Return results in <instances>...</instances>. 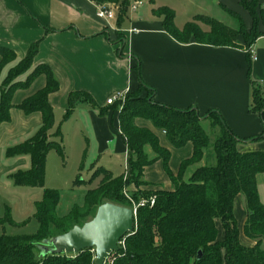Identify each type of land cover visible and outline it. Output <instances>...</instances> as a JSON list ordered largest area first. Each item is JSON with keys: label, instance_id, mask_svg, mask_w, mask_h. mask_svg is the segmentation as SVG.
I'll use <instances>...</instances> for the list:
<instances>
[{"label": "trees", "instance_id": "obj_1", "mask_svg": "<svg viewBox=\"0 0 264 264\" xmlns=\"http://www.w3.org/2000/svg\"><path fill=\"white\" fill-rule=\"evenodd\" d=\"M97 5H118V22L126 16L131 1L138 0H90ZM239 5L251 18L247 30L242 19L234 12L228 13L238 23L237 28L229 27L217 20L194 16L181 29L174 24V11L167 7L153 9L154 14L163 17L165 31L176 41L185 43L191 38L203 44L214 46L240 47L249 58V48L260 36L259 23L264 21V12L258 0H239ZM205 20L209 31H203L196 21ZM243 40V45L238 41ZM36 47L32 46L27 56L7 71L4 86L0 88V124L10 121L12 96L16 90L28 88L39 75H45V86L19 104L18 108L26 115L40 112L42 124L29 138L6 148L7 158L28 156L30 167L17 170L9 175L14 186L43 188L45 180V161L50 150L63 157L62 134L60 127L55 136L50 134L54 125L53 108L48 101L50 94L59 90V83L51 69L41 65L31 69L24 80L19 76L32 67ZM0 74L9 60H15V54L0 47ZM136 69L138 66L136 65ZM250 68L248 67V75ZM143 88V87H142ZM142 89L127 94L126 103L118 113V131L124 138L128 150L127 176L113 177L111 172L96 167L92 177H99L95 187L88 188L82 197V204L74 206L67 214L57 215L60 192L44 189L42 197L34 203V218L37 231L32 235L0 234V264H93L91 249L77 253L40 254L39 247L55 236L68 232L66 225L79 216H85L93 208L112 203L132 208L126 201L124 191L130 185L147 186L143 180L144 168L161 159L168 174L172 189L139 190L141 196L134 195L132 201L154 198L152 206L136 208L133 230L124 236V248L115 251L114 264H264V205L258 195L257 175L264 176V151L241 153L239 143L247 142L235 136L224 124L220 114L215 111L199 115L196 110H178L154 102L151 92L141 96ZM260 89L253 87L250 110L259 113L264 125V99H259ZM152 100V99H151ZM77 102L88 103L97 108L92 97L84 91L68 95L67 108L62 122L70 118ZM119 103H113L110 110L116 111ZM99 108V115L106 113ZM144 118L157 129L165 133L168 142L175 148L187 142L192 144L189 159L181 162L176 175L168 169L169 151L159 146L157 137L149 130L138 128L134 120ZM208 123V124H206ZM206 124L208 130H206ZM215 131L212 139L210 132ZM264 132L249 139H262ZM155 155L150 158L145 147ZM82 165L80 166V168ZM92 180L84 181L77 175L73 187L90 185ZM244 198L247 218L244 234L253 240L252 247L239 242L238 228L233 214V203L237 195ZM81 213V214H80ZM216 220L222 224L224 237L217 240ZM14 224L9 212L0 217V226ZM201 256L198 258V253Z\"/></svg>", "mask_w": 264, "mask_h": 264}, {"label": "crops", "instance_id": "obj_2", "mask_svg": "<svg viewBox=\"0 0 264 264\" xmlns=\"http://www.w3.org/2000/svg\"><path fill=\"white\" fill-rule=\"evenodd\" d=\"M177 3L187 14V22L200 15L237 28L224 22L231 11L239 15L247 30L252 23L239 0H149V5L135 10L129 5L121 23L116 5H97L90 0H0V47L11 50L16 63L27 56L32 46L36 47L32 69L48 66L59 83V90L48 97L54 114L50 134L69 120L79 128L86 127L97 143L92 170L103 168L98 165L102 158L123 157L125 167L116 176L127 174L128 150L118 131V111L110 110L111 105H107L106 100L117 92L127 95L138 89H142L141 96L150 91L152 102L159 105L178 110L192 108L199 115L215 111L235 136L248 140L237 145L239 152L264 151V135L262 139L249 140L264 132L259 113L250 110L253 87L264 91V21L258 25L260 36L249 48L256 55L253 61L250 54L249 58L246 56L243 47L214 46L192 38L185 43L174 40L163 27V17L152 10L159 7L173 10L174 24L181 29L184 25L180 27L176 21ZM258 5L264 12V0H258ZM100 7L112 10L114 17L98 18L96 13ZM215 10H222L227 16L220 20L208 15ZM29 73L18 79L24 80ZM45 84L46 77L42 74L28 88L16 90L11 101L10 121L0 124V191L6 187L5 182L11 180V173L30 167L28 156L7 158L4 152L7 147L31 137L41 126L40 112L26 115L18 106ZM76 91L88 93L97 108L77 102L69 119L56 121L58 112L63 117L68 95ZM99 108L106 109V113L99 115ZM84 113L87 119L81 118ZM134 125L151 131L159 146L169 151L168 169L176 175L181 162L190 158L192 144L173 147L165 133L146 119L136 118ZM145 149L150 158L155 156L148 146ZM106 170L116 177L111 170ZM143 180L147 183L144 189L170 190L173 187L161 159L144 168ZM256 182L257 189L263 187L264 176L257 175ZM233 214L240 244L252 247L255 242L243 230L247 214L241 194L234 200ZM215 224L217 240L221 241L222 224L219 220Z\"/></svg>", "mask_w": 264, "mask_h": 264}, {"label": "rangeland", "instance_id": "obj_3", "mask_svg": "<svg viewBox=\"0 0 264 264\" xmlns=\"http://www.w3.org/2000/svg\"><path fill=\"white\" fill-rule=\"evenodd\" d=\"M145 5H149V0H142V5L138 6L137 8L143 7ZM176 6V21L179 24L178 26L182 27L189 19H187V14L183 11L180 4L177 3ZM116 8L119 9V6L116 5ZM208 15L220 20H222V16H227L224 12H222V10H215ZM224 22L226 24L230 23L235 27L238 26L236 19L232 16L228 17V19ZM196 24L203 30L209 29L203 18H199L196 21ZM239 42L242 44V46H244L242 38H240ZM16 64L17 63L15 60H9L7 65L3 68L0 74V88L4 86V78L7 74V71ZM31 69L32 67L27 72L31 71ZM259 99H264L263 90H260L257 104L260 103ZM125 101L126 98L119 103V106L116 110L118 113L125 105ZM149 101L152 102L151 99H149L148 102ZM55 118L56 121H61L62 113L58 112ZM81 118L87 119L86 113L82 114ZM60 130L62 133L64 156L61 157L56 152V150L53 149L47 153L43 188L18 187L14 186L11 180L5 182L6 187L0 191V202L2 203H0V217H3L6 212H9L14 224H4L3 227L0 226V234L32 235L36 233L37 223L34 218V203L42 197L44 189H53L60 192V202L57 206L56 212L57 215L63 216L67 214L74 206H80L82 204V197L85 191L88 188L95 187L98 184L99 178L92 177L93 170L91 169L92 163L94 162L93 156L97 150V143L94 140L92 133H88L86 127L79 128L76 123L70 120L63 124L60 127ZM206 130H208L207 125ZM52 135L55 136V131H52ZM210 136L212 139L215 138L216 132L211 131ZM81 165L82 167L80 168ZM98 165L111 170L114 176H116L122 172L123 168L125 167V161L123 157H116L112 159L105 157L98 162ZM23 169L25 168L23 167ZM77 175H80L81 179L84 181L92 180L91 184H81L77 187H73V181ZM125 176H127V174ZM143 187L144 186H128V188L124 191L126 201L131 205H135V203L132 201V197L134 195L144 198V196H141L138 192L139 190L143 191ZM258 192L260 200L264 204V186H259ZM241 197L243 198L242 195ZM96 212L97 208H93L89 214L85 216H79L76 220L69 221L66 225V229L83 227L85 224H88L93 220ZM58 246L60 245L58 244ZM115 255L116 253L112 254L113 257H115Z\"/></svg>", "mask_w": 264, "mask_h": 264}, {"label": "water", "instance_id": "obj_4", "mask_svg": "<svg viewBox=\"0 0 264 264\" xmlns=\"http://www.w3.org/2000/svg\"><path fill=\"white\" fill-rule=\"evenodd\" d=\"M134 227L132 209L112 203L98 207L91 222L81 228H72L68 232L55 236L39 247L40 254L77 253L85 249H94V264H102L111 251H117L118 241ZM58 244L60 246H58ZM201 253H198V258Z\"/></svg>", "mask_w": 264, "mask_h": 264}, {"label": "built area", "instance_id": "obj_5", "mask_svg": "<svg viewBox=\"0 0 264 264\" xmlns=\"http://www.w3.org/2000/svg\"><path fill=\"white\" fill-rule=\"evenodd\" d=\"M142 5V1L138 0V1H134L131 5H130V9L131 10H135L138 6ZM263 9H264V5H263ZM97 17L100 19H112L114 17V13L112 10H110L109 8H105V7H100L97 11ZM249 54H250V58L254 61L256 60V55L254 54V51L252 49H249ZM126 94L122 93V92H117L114 95H112L111 97H109L106 100V104L107 105H112L113 103H120L121 101H123L125 99ZM154 204V198L151 197L149 199H143L140 200L138 202V204L133 205L132 212H133V217H135L136 214V208L138 206H143V205H149L152 206ZM118 248L119 247H124V237L121 238L118 243H117ZM91 252L93 254V264L95 262V251L94 249H91ZM115 253V251H111L109 254H107V256L104 258V261L102 264H114V257L112 256V254Z\"/></svg>", "mask_w": 264, "mask_h": 264}]
</instances>
